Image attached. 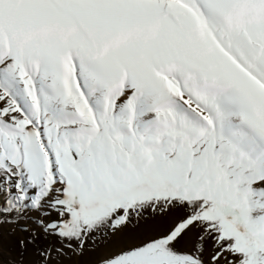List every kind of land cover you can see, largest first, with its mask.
Listing matches in <instances>:
<instances>
[{
    "label": "snow or ice",
    "instance_id": "obj_1",
    "mask_svg": "<svg viewBox=\"0 0 264 264\" xmlns=\"http://www.w3.org/2000/svg\"><path fill=\"white\" fill-rule=\"evenodd\" d=\"M264 264V0H0V264Z\"/></svg>",
    "mask_w": 264,
    "mask_h": 264
},
{
    "label": "rangeland",
    "instance_id": "obj_2",
    "mask_svg": "<svg viewBox=\"0 0 264 264\" xmlns=\"http://www.w3.org/2000/svg\"><path fill=\"white\" fill-rule=\"evenodd\" d=\"M81 264H88V256L85 255L84 257L81 258Z\"/></svg>",
    "mask_w": 264,
    "mask_h": 264
}]
</instances>
